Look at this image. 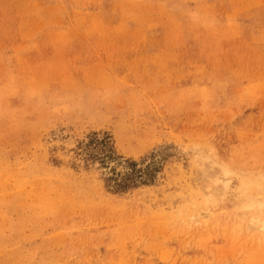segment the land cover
Segmentation results:
<instances>
[{"label": "rangeland", "instance_id": "1", "mask_svg": "<svg viewBox=\"0 0 264 264\" xmlns=\"http://www.w3.org/2000/svg\"><path fill=\"white\" fill-rule=\"evenodd\" d=\"M252 201L264 0H0V264H264Z\"/></svg>", "mask_w": 264, "mask_h": 264}, {"label": "bare ground", "instance_id": "2", "mask_svg": "<svg viewBox=\"0 0 264 264\" xmlns=\"http://www.w3.org/2000/svg\"><path fill=\"white\" fill-rule=\"evenodd\" d=\"M260 181V180H259ZM263 181V180H262ZM243 182V184L246 186V187H248V188H250L251 187V185H254L256 188H261L262 187V182H257L256 180H252L250 177L249 178H247L246 177V179L245 180H243L242 181ZM257 197V196H256ZM257 199V198H256ZM255 201H257V200H255ZM258 203V204H257ZM254 202V201H252V203L250 204V205H248L250 208H258L259 209V213L257 214V215H253L252 216V218L256 221H254L255 222V225L257 226V229H259V230H262L263 231V233H264V201H259V202ZM246 210V209H245ZM248 211V210H247ZM250 211V210H249ZM253 211H254V209H253ZM246 213V212H245ZM251 213V212H250ZM257 213V212H256ZM184 215V214H183ZM245 215V214H244ZM248 215V214H247ZM249 216V215H248ZM240 217V216H239ZM242 217V216H241ZM251 218V217H250ZM251 218V219H252ZM243 219V218H242ZM250 219V220H251ZM253 222V221H252ZM254 224V223H253ZM251 225H252V223H251ZM254 225V226H255ZM255 226V227H256ZM248 227V226H247ZM254 227V228H255ZM261 232V231H260Z\"/></svg>", "mask_w": 264, "mask_h": 264}]
</instances>
